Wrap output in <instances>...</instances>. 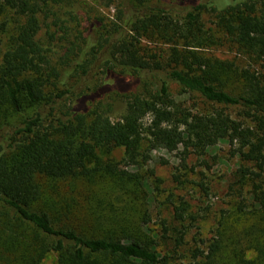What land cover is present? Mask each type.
Returning <instances> with one entry per match:
<instances>
[{
    "label": "trees",
    "instance_id": "16d2710c",
    "mask_svg": "<svg viewBox=\"0 0 264 264\" xmlns=\"http://www.w3.org/2000/svg\"><path fill=\"white\" fill-rule=\"evenodd\" d=\"M119 1L120 21L108 25L81 0H0V264H42L49 252L56 264H264V0ZM207 11L259 68L200 51L221 43L205 26ZM142 38L171 46L156 55ZM173 84L213 109L191 117ZM117 98L125 107L116 119ZM145 132L152 146L182 144L183 167L189 149L221 139L240 158L230 184L238 200L191 248L196 216L183 198L171 200L158 231L146 225L141 187L149 183L128 168L150 160ZM117 148L125 168L112 156ZM98 178L113 184L96 198L109 211L95 212L88 227L69 221L71 208H56L43 185Z\"/></svg>",
    "mask_w": 264,
    "mask_h": 264
},
{
    "label": "rangeland",
    "instance_id": "374dc122",
    "mask_svg": "<svg viewBox=\"0 0 264 264\" xmlns=\"http://www.w3.org/2000/svg\"><path fill=\"white\" fill-rule=\"evenodd\" d=\"M81 5L85 9L91 10V15H100L108 25L113 22H119L121 3L119 0H81ZM214 16L208 11L204 14L205 26L212 27L215 35L220 36L221 43L206 44L200 47V51L206 55L226 59L234 62L239 68L247 66L248 63L258 67L252 58H249L237 44L231 43L229 37L224 32H220L216 24L213 22ZM142 45L149 49L150 53L156 55L168 53L171 44L161 39L149 40L142 38ZM261 63V61H260ZM259 68V67H258ZM264 69V59L262 58V71ZM173 91L178 105L181 108H187L191 117L199 116L200 112L212 108V103L204 100L196 93L181 91V89L173 84ZM111 101V100H110ZM113 109L111 111L112 118H119L124 111L125 103L121 98L113 101ZM213 109V108H212ZM237 107H230L229 111L236 116ZM151 117L145 116L143 119L144 126L147 127ZM145 140L150 153V160L145 166L128 167L132 171L139 170L149 185L141 187L147 192V206L152 213V219L147 222V226L151 228V232L160 229V218L163 216L170 217L173 209L171 200L183 198L188 202V211L196 216L193 221L194 226L187 235V245L191 248L198 243L199 237H210L216 227L217 219L222 209L232 208L238 200L237 196L232 193L230 184L234 180L233 171L239 165L240 158L235 153V147L227 140L221 139L216 144L207 147L204 151H196L189 149L187 157L188 166L181 165V156L183 155V145L174 143L173 149L168 148L162 143H156L152 146L150 140L154 141V137L149 133ZM112 156L118 160V166L125 168L123 148H117L113 151ZM149 168L155 170L154 175L150 174ZM203 181L208 187L205 192L199 182ZM50 182L43 180V185L47 186V195H53L55 203L69 206L71 208V217L69 221L80 223L83 226H90L94 223L95 212L103 210L98 208L96 198L110 195L108 190H113L110 180L98 178L97 181L89 182L81 179H68L58 182L56 190L48 186ZM113 185V184H112ZM248 188V186H247ZM115 195V194H114ZM113 193L109 197L113 203H117ZM130 199L127 198V201ZM109 203L105 205L108 206ZM134 207L140 208L136 202L128 203ZM51 205V204H50ZM109 211L106 208V211ZM132 211V210H131ZM253 255V251L248 253ZM57 256L54 252H49L42 264H56Z\"/></svg>",
    "mask_w": 264,
    "mask_h": 264
}]
</instances>
